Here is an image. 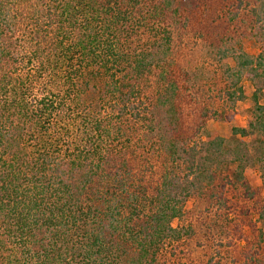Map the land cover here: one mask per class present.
I'll return each mask as SVG.
<instances>
[{
  "label": "trees",
  "instance_id": "16d2710c",
  "mask_svg": "<svg viewBox=\"0 0 264 264\" xmlns=\"http://www.w3.org/2000/svg\"><path fill=\"white\" fill-rule=\"evenodd\" d=\"M211 2L0 0V264H264V178L245 174L264 0H223L257 54L207 25ZM175 29L217 40L213 84L173 60ZM245 81L229 144L207 121L233 119Z\"/></svg>",
  "mask_w": 264,
  "mask_h": 264
},
{
  "label": "rangeland",
  "instance_id": "374dc122",
  "mask_svg": "<svg viewBox=\"0 0 264 264\" xmlns=\"http://www.w3.org/2000/svg\"><path fill=\"white\" fill-rule=\"evenodd\" d=\"M223 0H212L209 5V10L206 17V23L214 24L218 29H228V33H239L241 41L246 51L251 54H257L260 51V44L251 36L247 24L240 21H232L224 17L226 7ZM219 25V26H218ZM175 29L172 58L176 63H179L183 68L188 69L192 75V79L198 84L199 81L208 80L210 84L214 82V71L217 64L215 53V44L217 40L210 41V38L202 37L198 32L186 30L182 35H179ZM210 37V36H209ZM214 44V45H213ZM232 62L231 59L227 60ZM216 72V71H215ZM246 89V98L239 101L236 106V112L232 120L225 118L212 117L207 121V130L215 132L229 139V144L235 140L232 135L233 127L247 128L252 117L251 110L254 105L252 98L254 86L250 81L244 82ZM264 103V96L261 100ZM238 139H243L250 145L252 153L259 158L263 149L261 137L258 134H250L248 136L238 135ZM233 139V140H232ZM246 176L253 186H260L264 178V160L256 161L246 168ZM191 204H189L190 206ZM258 226L264 232V222L260 221ZM203 230H206L204 227ZM247 232L249 229L247 228ZM226 264H235L231 257L225 259Z\"/></svg>",
  "mask_w": 264,
  "mask_h": 264
}]
</instances>
